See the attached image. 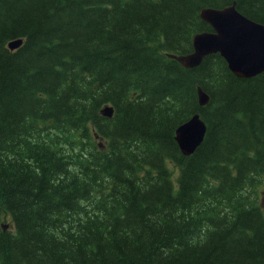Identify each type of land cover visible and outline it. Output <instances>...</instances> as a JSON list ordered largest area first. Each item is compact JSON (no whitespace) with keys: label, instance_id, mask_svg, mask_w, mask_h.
Segmentation results:
<instances>
[{"label":"trees","instance_id":"obj_1","mask_svg":"<svg viewBox=\"0 0 264 264\" xmlns=\"http://www.w3.org/2000/svg\"><path fill=\"white\" fill-rule=\"evenodd\" d=\"M234 3L0 0V264H264V72L170 57Z\"/></svg>","mask_w":264,"mask_h":264},{"label":"water","instance_id":"obj_2","mask_svg":"<svg viewBox=\"0 0 264 264\" xmlns=\"http://www.w3.org/2000/svg\"><path fill=\"white\" fill-rule=\"evenodd\" d=\"M213 31L196 34L193 53L186 56L170 55L185 68H196L212 55L221 54L229 69L238 78L251 79L264 72V25L256 23L238 12L236 4L224 9L207 8L200 14ZM23 40L9 44L11 50L20 48ZM201 106L210 103L209 95L199 88ZM114 107H105L103 116L113 118ZM208 132L200 114L176 131V140L185 156L193 155L205 141Z\"/></svg>","mask_w":264,"mask_h":264}]
</instances>
